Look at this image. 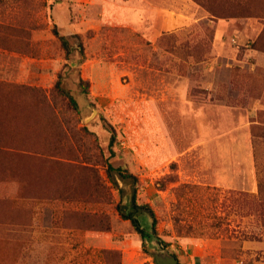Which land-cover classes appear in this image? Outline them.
<instances>
[{"label": "rangeland", "instance_id": "obj_1", "mask_svg": "<svg viewBox=\"0 0 264 264\" xmlns=\"http://www.w3.org/2000/svg\"><path fill=\"white\" fill-rule=\"evenodd\" d=\"M165 1L196 21L154 39L113 25L112 0H0V264H156L119 211L133 182L115 187L108 163L137 178L179 264H264V0L246 17L213 14L230 0ZM54 25L80 34L84 59H65Z\"/></svg>", "mask_w": 264, "mask_h": 264}, {"label": "trees", "instance_id": "obj_2", "mask_svg": "<svg viewBox=\"0 0 264 264\" xmlns=\"http://www.w3.org/2000/svg\"><path fill=\"white\" fill-rule=\"evenodd\" d=\"M252 0H230L229 4H231V6L227 9L226 13L223 14H228V15H217L215 13H213L211 10H209L210 12H212L215 16L218 17H246V16H253L256 15L254 14V12H247L249 10L248 5L250 4ZM53 34L57 37V39L59 40L60 46L62 48V50L64 51V56L65 59L67 61H72V56H73V51L76 50L79 52V54L81 55V57L84 59V46H83V42L81 39L80 34L76 33L73 35H63L60 34V32L58 31L57 25L53 26L52 29ZM76 39L77 43L76 46H74V44L72 43V39ZM257 50L259 51H264L263 48H257ZM81 83H86L83 80H80ZM87 85V84H86ZM55 88L57 89L58 94H60L65 100H67L68 106L70 108H72L75 112H77L79 110L78 108V103L76 101V99L74 98V96L70 93L69 90H67L63 85H62V81L61 78H59L55 84ZM85 92L88 93V88L85 87ZM104 123H105V127L106 129L110 132V139H109V151L111 155H114L115 152L113 150V147L115 145V142L117 140V135H116V130L114 128V126L109 123L107 120L103 119ZM61 131V129L59 130ZM87 169V173L89 177L94 178L95 183H94V192H99L104 193L106 191V187L103 184V182L101 180H98L99 176L94 172L91 171V169L86 168ZM106 172H107V176L109 181L115 186L118 187V180L121 181H127L129 179L132 180L133 182V192L131 195V206L130 209L128 210V213H125L121 208H119L120 214L124 219H129L134 225L135 227L138 229V231L140 233H142L143 235V230L140 228L139 222L138 220L135 218L136 214L141 213L142 211H146L148 212L154 219V232H155V228H156V219L154 217V212L153 210L148 206V205H139L136 202V185L138 183L137 178L128 171V169L126 168H122V167H115L112 164L108 163L106 165ZM263 220H264V213L262 216ZM99 223H103L105 222V218H98Z\"/></svg>", "mask_w": 264, "mask_h": 264}, {"label": "crops", "instance_id": "obj_3", "mask_svg": "<svg viewBox=\"0 0 264 264\" xmlns=\"http://www.w3.org/2000/svg\"><path fill=\"white\" fill-rule=\"evenodd\" d=\"M103 1L106 13V10H108V7L106 8V4H108L109 2L108 0ZM159 1L160 0H157L155 2L150 0H112V6H117L120 10L121 8L124 10L118 12L116 16L113 15L114 17H110L111 19L109 20H112L110 22L114 23L113 25L117 24V26L119 27L129 28L133 31H137L136 29L138 26H146L147 33L152 34L154 39H156L157 37H161V35L164 34L163 30L166 24V20H169L168 23L172 27H177L180 25L179 21H184L180 18L181 15L188 20V22H186L187 24H193V22H191L193 19H195L196 21V18L194 17V15L196 14V10L195 8H193L192 4H187V7H189V9H193L194 14H184L179 13L175 9H172H179L180 7H175L174 5L167 7V2L165 0H161V2ZM173 3H175L176 6H180L181 4L180 0H173ZM146 18H154L153 25L151 22V26L147 27V24H145ZM174 32H176V30ZM258 55L259 63L255 65H257L264 73V53L260 52L259 54H257V56Z\"/></svg>", "mask_w": 264, "mask_h": 264}, {"label": "water", "instance_id": "obj_4", "mask_svg": "<svg viewBox=\"0 0 264 264\" xmlns=\"http://www.w3.org/2000/svg\"><path fill=\"white\" fill-rule=\"evenodd\" d=\"M131 201L128 207L130 209ZM140 228L143 230V242L147 250L153 255L156 264H179L175 255L171 254L166 248L160 247L159 240L154 232V219L146 211L135 215Z\"/></svg>", "mask_w": 264, "mask_h": 264}]
</instances>
